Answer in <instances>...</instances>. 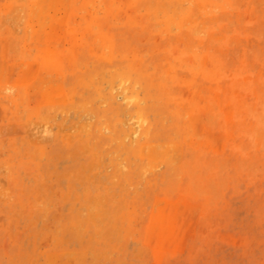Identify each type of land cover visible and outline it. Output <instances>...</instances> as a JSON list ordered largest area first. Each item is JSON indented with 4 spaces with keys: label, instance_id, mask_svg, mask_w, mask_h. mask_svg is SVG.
Masks as SVG:
<instances>
[{
    "label": "rangeland",
    "instance_id": "374dc122",
    "mask_svg": "<svg viewBox=\"0 0 264 264\" xmlns=\"http://www.w3.org/2000/svg\"><path fill=\"white\" fill-rule=\"evenodd\" d=\"M0 264H264V0H0Z\"/></svg>",
    "mask_w": 264,
    "mask_h": 264
},
{
    "label": "bare ground",
    "instance_id": "6f19581e",
    "mask_svg": "<svg viewBox=\"0 0 264 264\" xmlns=\"http://www.w3.org/2000/svg\"><path fill=\"white\" fill-rule=\"evenodd\" d=\"M135 134H136V132L133 133V135H135ZM180 223H181V222H180Z\"/></svg>",
    "mask_w": 264,
    "mask_h": 264
}]
</instances>
